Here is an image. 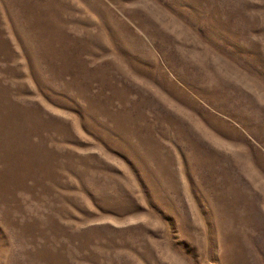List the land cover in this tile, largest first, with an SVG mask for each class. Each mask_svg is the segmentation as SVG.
I'll return each mask as SVG.
<instances>
[{
  "label": "rangeland",
  "instance_id": "rangeland-1",
  "mask_svg": "<svg viewBox=\"0 0 264 264\" xmlns=\"http://www.w3.org/2000/svg\"><path fill=\"white\" fill-rule=\"evenodd\" d=\"M0 264H264V0H0Z\"/></svg>",
  "mask_w": 264,
  "mask_h": 264
}]
</instances>
